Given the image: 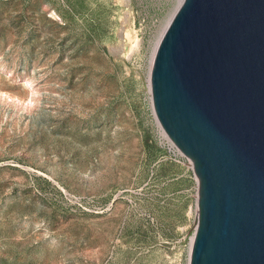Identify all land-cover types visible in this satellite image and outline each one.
<instances>
[{
  "label": "rangeland",
  "instance_id": "obj_1",
  "mask_svg": "<svg viewBox=\"0 0 264 264\" xmlns=\"http://www.w3.org/2000/svg\"><path fill=\"white\" fill-rule=\"evenodd\" d=\"M177 7L0 0V264H189L196 182L149 94Z\"/></svg>",
  "mask_w": 264,
  "mask_h": 264
},
{
  "label": "water",
  "instance_id": "obj_2",
  "mask_svg": "<svg viewBox=\"0 0 264 264\" xmlns=\"http://www.w3.org/2000/svg\"><path fill=\"white\" fill-rule=\"evenodd\" d=\"M149 79L198 179L189 264H264V0H183Z\"/></svg>",
  "mask_w": 264,
  "mask_h": 264
},
{
  "label": "built area",
  "instance_id": "obj_3",
  "mask_svg": "<svg viewBox=\"0 0 264 264\" xmlns=\"http://www.w3.org/2000/svg\"><path fill=\"white\" fill-rule=\"evenodd\" d=\"M152 110V115L155 119V123H156V127H157V130H158V139L160 141V143L166 147L168 150L172 151V153H174L175 155H177L178 157L180 158H183L185 159L187 162H188V166L189 168L191 169L192 173H193V176H194V179H195V182H196V187H197V197H198V179L196 177V175L194 174L193 172V164H192V161L187 157L185 156L181 151L180 149L173 143V141L168 137V135L165 133V131L163 130V128L161 127V125L159 124L156 116H155V113H154V110ZM197 199V198H196ZM197 201V200H196ZM196 229V227H195ZM194 234H195V230L193 232V238H194ZM191 236V237H192ZM193 241V239H192ZM191 238H190V244H189V250L191 248Z\"/></svg>",
  "mask_w": 264,
  "mask_h": 264
},
{
  "label": "bare ground",
  "instance_id": "obj_4",
  "mask_svg": "<svg viewBox=\"0 0 264 264\" xmlns=\"http://www.w3.org/2000/svg\"><path fill=\"white\" fill-rule=\"evenodd\" d=\"M177 1V3H178V6L180 5V3L183 1V0H176ZM173 16V15H172ZM172 16H171V18H172ZM170 18V19H171ZM167 27V26H166ZM166 29V28H165ZM128 32V31H127ZM162 34H163V32H162ZM162 36V35H161ZM161 36H160V38H161ZM133 38V29L130 31L129 30V32L126 34V39L128 40V41H130L131 39ZM158 42H159V40H158ZM158 42H157V45H158ZM157 45H156V47H157ZM156 47H155V49H156ZM154 53H155V50H154ZM154 53H153V56H154ZM152 61H153V57H152V60H151V65H152ZM149 94H150V97H151V91L149 90ZM151 100H152V97H151ZM151 107H152V109H153V105H152V101H151ZM193 239V238H192ZM191 242H192V240H191Z\"/></svg>",
  "mask_w": 264,
  "mask_h": 264
}]
</instances>
